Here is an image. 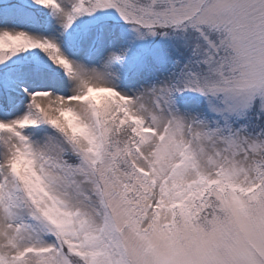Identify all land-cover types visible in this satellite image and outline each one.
Returning a JSON list of instances; mask_svg holds the SVG:
<instances>
[{"label": "snow or ice", "instance_id": "snow-or-ice-1", "mask_svg": "<svg viewBox=\"0 0 264 264\" xmlns=\"http://www.w3.org/2000/svg\"><path fill=\"white\" fill-rule=\"evenodd\" d=\"M0 264H264V0H0Z\"/></svg>", "mask_w": 264, "mask_h": 264}]
</instances>
